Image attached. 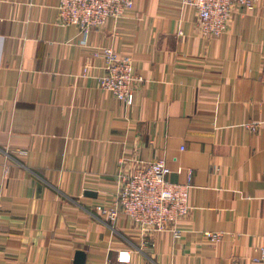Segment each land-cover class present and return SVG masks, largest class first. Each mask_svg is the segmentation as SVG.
Returning <instances> with one entry per match:
<instances>
[{"label": "crops", "instance_id": "0c3cea01", "mask_svg": "<svg viewBox=\"0 0 264 264\" xmlns=\"http://www.w3.org/2000/svg\"><path fill=\"white\" fill-rule=\"evenodd\" d=\"M133 1L84 46L57 0H0V264H264V0L216 38L180 0ZM102 47L144 77L130 106L95 78ZM158 158L172 182L193 171L191 210L145 245L95 207L122 160Z\"/></svg>", "mask_w": 264, "mask_h": 264}, {"label": "built area", "instance_id": "2783aa9c", "mask_svg": "<svg viewBox=\"0 0 264 264\" xmlns=\"http://www.w3.org/2000/svg\"><path fill=\"white\" fill-rule=\"evenodd\" d=\"M183 5L197 11L196 30L202 38L223 35L235 9L253 12L260 0H180ZM134 7L133 0H57L55 5L59 23L77 26L81 30V43L86 46L93 30L104 26L110 19L120 20ZM98 54L104 58L101 72L95 76L100 88L130 106L135 101V87L144 81L137 74L131 56L121 55L111 47H102ZM86 72V69H85ZM247 127L254 129V125ZM134 160V159H133ZM135 168L126 170L127 159L120 162L116 186L109 203L95 208L113 226L120 218L131 222L133 229L143 238L145 245H153V236L170 233L175 239L183 236L179 223L191 210L190 193L194 187L192 170L185 182H172L166 160H135ZM210 241H220L219 232H203ZM264 253V248H262ZM131 251L120 250L118 260L131 261Z\"/></svg>", "mask_w": 264, "mask_h": 264}, {"label": "water", "instance_id": "95a60500", "mask_svg": "<svg viewBox=\"0 0 264 264\" xmlns=\"http://www.w3.org/2000/svg\"><path fill=\"white\" fill-rule=\"evenodd\" d=\"M85 263V252L79 250L76 253L75 264H84Z\"/></svg>", "mask_w": 264, "mask_h": 264}]
</instances>
